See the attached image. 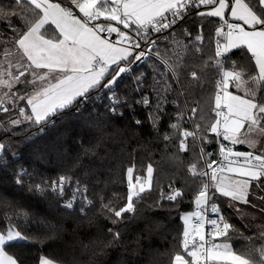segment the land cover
Masks as SVG:
<instances>
[{
  "label": "trees",
  "instance_id": "trees-1",
  "mask_svg": "<svg viewBox=\"0 0 264 264\" xmlns=\"http://www.w3.org/2000/svg\"><path fill=\"white\" fill-rule=\"evenodd\" d=\"M0 5L16 11L23 7L15 5L14 0H0ZM205 9H190L171 30L155 35L159 39L155 50L175 66L178 82L162 60L151 57L117 80L114 88L93 90L87 103L53 117L54 124H9L10 119L18 117L20 107L30 113L26 100L16 102L14 111L0 113V143L6 146L0 151V231L12 227L27 237L26 241L10 242L5 251L23 264H39L41 256L62 264H174L177 253L185 254L183 214L197 209L196 194L206 183V177L199 175L205 166L204 155L208 161L213 160L223 143L208 131L215 120L212 108L219 69L214 66L218 58L213 30L220 19L200 17L198 13ZM11 23L23 28L18 18H12ZM15 35L0 22V53L17 48L12 41ZM53 35L49 31L48 36ZM232 61L255 74L254 62L249 64L239 49L227 56L225 67L231 69ZM192 72L197 78L191 76ZM142 75V85H138L136 78ZM156 81L161 82L159 90L154 89ZM164 81L171 86L166 92ZM112 97L126 101L115 114L110 111ZM144 97L148 98L147 105L138 103ZM150 114L159 117L155 127ZM189 114L195 127L200 125L196 128L199 136H206L207 141L188 137L187 150L182 151L181 133L191 129ZM137 120L141 121L139 125ZM172 124L179 128L172 129ZM165 135L171 138L165 140ZM261 141L260 149L264 148V138ZM255 152L260 154L259 149ZM149 164L153 168L151 188L136 200L134 213H124L113 224L116 217L102 205L111 201L116 210L123 207L127 202V169L134 166L133 180L137 176L145 178ZM192 164H197L195 175L190 171ZM61 176L70 178L62 195L52 190V183ZM17 179L22 183L17 184ZM76 181L88 191L76 193L73 207L66 208V201L73 199L78 187ZM36 185H41L43 193L35 190ZM177 189L183 195L169 201L167 196ZM83 196L92 203H83ZM261 196L264 185L258 188L255 183L248 204L218 192L213 196L234 229L224 242L241 253L256 250L254 264H260L258 250L264 247V239L259 236L264 231ZM109 229L119 232V239Z\"/></svg>",
  "mask_w": 264,
  "mask_h": 264
},
{
  "label": "snow or ice",
  "instance_id": "snow-or-ice-1",
  "mask_svg": "<svg viewBox=\"0 0 264 264\" xmlns=\"http://www.w3.org/2000/svg\"><path fill=\"white\" fill-rule=\"evenodd\" d=\"M14 4L23 6L22 10L16 11L13 7L0 5V22L6 23L16 33L12 41L20 52V61L26 60L27 63L18 61L16 73L11 70L13 65L10 62L7 68L0 65V91L8 89L0 96V111H10L8 107H3L9 93L19 100H26L31 111L29 113L24 107H20L18 117L10 119L9 124L19 126L26 121L33 125H47L50 121L54 124L53 117L76 104L87 103L91 91L100 88L112 89L117 78L131 70L130 65L145 57L146 53L141 45H146L149 51L156 48L158 40L152 39L153 34H163L172 29L183 18V10L188 5H211L210 11H201L198 15L220 19L221 23L216 28L215 35L222 37L224 42L216 40L215 57L219 59L215 60L214 66L219 69L221 78L216 81L212 108L215 120L208 126V131L215 133L217 137L222 136L223 140L233 145L248 144L252 149L257 148L258 138H264V0H198V3L197 0H14ZM226 10L233 22L225 18ZM12 18L20 19L23 28L17 29L12 25ZM101 18L103 22H100ZM225 26L227 31L224 30ZM49 31L54 33L51 38L48 36ZM112 34H116L115 39L111 38ZM162 38L167 40L166 36ZM197 39L201 37L198 36ZM173 43L179 45L180 42ZM233 49H239L249 64L254 62L255 74L246 71L235 61L231 62V69L225 67V59L232 54ZM5 55H10L7 49ZM164 65L175 78V66L167 60ZM26 73L31 79H28ZM191 76L197 78V73L192 72ZM136 79L137 84L142 85L143 75ZM160 83L154 82L155 90H159ZM17 84H22L25 88L31 85L32 91L17 95L13 92V87ZM230 84L238 91L242 90L243 95L229 91ZM170 87L167 81L163 82V91H168ZM112 100L113 107L110 111L115 114L117 107L126 101L115 97ZM138 103L147 105L149 101L144 97ZM160 108L158 103L156 111L159 112ZM76 113L80 114V108L76 109ZM150 119L155 127L159 117L150 114ZM136 123L139 125L141 121L137 120ZM170 127L175 130L179 125L172 124ZM196 128L199 129L200 125L197 124ZM181 135L185 137L179 145L182 151L187 150L188 137L197 139L195 131L185 130ZM170 138L168 135L164 137L165 140ZM198 139L207 141L206 136ZM5 147L0 143V151ZM219 151L227 164L213 167L217 165L216 160L206 163L210 173L200 171L199 175L209 176V182L203 184L195 197L200 211L184 217L186 226L182 246L191 261L177 253L174 264H254L256 250L241 253L234 250L230 243L216 242L219 237L228 239L229 230L233 229L222 215L208 221L212 230L207 233L209 238H206L203 210L216 192L232 201L249 203L248 197L253 184L258 188L264 185V148L259 149L260 154L254 151L234 152L231 147L221 143ZM200 153H204L203 148ZM207 155L210 157L212 153ZM196 169L197 164H192L190 171L194 175ZM133 172L134 166L127 169L126 204L119 210L111 206V201L102 205L116 217L112 220L113 224L118 223L124 213L136 211V200L146 191L145 184L151 188V164L147 167L146 180L142 181L137 176L133 182ZM225 172L230 175H225ZM68 182L69 177L61 176L58 182L52 183L53 192L59 191L62 195L64 185ZM16 183L21 184L22 181L17 179ZM76 184L78 187L73 193V199L66 201V208L73 207L76 193L88 191L86 186H80L79 181ZM213 189L214 192L211 191ZM35 190L41 193L44 191L41 185H36ZM182 195L177 189L167 199L174 201ZM259 199L264 201V196ZM82 202L92 203L87 196H83ZM83 211L82 207L81 212ZM211 212H220L217 204L211 203ZM193 217L197 218L198 223L189 228V221ZM108 231L112 233V229ZM112 234L119 239V232ZM259 236L264 239V231ZM20 240L26 241L27 237L14 228L7 229L6 234L0 233V264H23L16 256L5 251L6 247L11 246L10 242ZM258 258L260 264H264V247L258 250ZM39 264L54 262L41 256Z\"/></svg>",
  "mask_w": 264,
  "mask_h": 264
},
{
  "label": "built area",
  "instance_id": "built-area-1",
  "mask_svg": "<svg viewBox=\"0 0 264 264\" xmlns=\"http://www.w3.org/2000/svg\"><path fill=\"white\" fill-rule=\"evenodd\" d=\"M197 3H198V0H197ZM207 7H212V6H211V5H207V6H206V5H200L199 7H196V6H194V5H188V6L183 10V12H184V14H186V13H188L189 10L192 9V8H207ZM77 11H78V10H77ZM183 17H184V15H183ZM225 18H226V19H229L230 22H233L229 14L226 15ZM182 19H183V18H182ZM182 19H180V20H182ZM180 20H179V21H180ZM179 21H178V22H179ZM220 23H221V22L219 21V23L217 24V26L214 28L213 33H214V39H215V42H216L217 39H219L220 42L223 43V42H224V41H223V38H222V37H217V36L215 35L216 28L220 26ZM177 24H178V23H177ZM177 24H176V25H177ZM119 27H121V29L124 30L122 25H119ZM170 30H171V29H170ZM224 30L227 31L226 26H225ZM168 31H169V30L165 31L164 33L168 32ZM164 33H163V34H164ZM130 34H134V33H130ZM155 35H157V34H153L152 39H156V40H158V42H159V39H158ZM161 35H162V34H161ZM111 38H112V39H115V38H116V34H112V37H111ZM157 44H158V43H157ZM141 47H142V50H144L145 53H146L145 57H144L142 60L137 61V62L133 63L132 65H130L131 70H130L129 72H126V73L121 74V76H120L119 78H117V80H119L120 78H122V77H124V76H128V75H130V74L133 72V70H134L135 68H137L138 66H140L141 64H143L144 62H146V61H147L149 58H151V57H156V58L162 60L163 62L165 61V59H164L159 53H157V51L155 50V48L152 49L151 51H149L146 45L142 44ZM218 59H219V58H218ZM227 69H228V68H227ZM175 78H176V80H177V77H175ZM220 78H221V77H220V74H219V78H218V80H219ZM116 82H117V81H116ZM115 86H116V83L113 85V88H114ZM212 113L215 115L214 112H212ZM189 123L191 124V129H185V130H187V131H189V132L195 131V132L197 133V140L199 141L200 139H198V138H199L200 136H199L198 130L196 129V127H195V125H194V121H193V118H192L191 114H189ZM185 130H183V131H185ZM182 138L185 139V137H183V136H182ZM217 138H218V141H223V144L227 145L228 147H231V148L233 149L234 152H237V151H238V152L252 151V150H250V149H245V148H243V147L240 146L239 144L233 145V144H231L229 141H225V140H223V137H222V136H221V137H217ZM213 160H216V161H217V165H214L213 167H217L218 165H226V164H227V162L224 161L223 157L220 155V151L218 152L217 156H216ZM211 161H212V160H211ZM211 161H208V160L206 159V156L204 155V163H205V166H204V169H203L202 171H208V172L210 173V170L206 168V163H210ZM205 177H206V183H208V182H209V176H205ZM58 181H59V180H57V181H55V182H58ZM211 191H212V190H211ZM58 192H59V191H58ZM64 192H65V185H64V191H63V193H64ZM59 193H60V192H59ZM210 195H211V193H210ZM211 203H215V204H217L218 207H219V203L214 199L213 196H211L210 203H209L208 205H206L205 208H204V210H203V211H204V217H205L204 232H205V234H206V238H209V237H207V233L210 232V231L212 230V227H211V225L208 223V221L211 220V219H218V217H219L220 215L223 216L221 210H220L219 213H212V212H211ZM219 209H220V207H219ZM197 211H200V209H198ZM223 217H224V216H223ZM224 218H225V217H224ZM225 221L228 222L226 219H225ZM196 223H198V220H197V218L193 217V219H192V226H194ZM228 223H229V222H228ZM192 226H191V227H192ZM230 230H231V229H230ZM230 230H229V233H230ZM228 235H229V234H228ZM189 239H191V235H190ZM216 242H217V243H223V242H224V237H219V238H217Z\"/></svg>",
  "mask_w": 264,
  "mask_h": 264
},
{
  "label": "rangeland",
  "instance_id": "rangeland-1",
  "mask_svg": "<svg viewBox=\"0 0 264 264\" xmlns=\"http://www.w3.org/2000/svg\"><path fill=\"white\" fill-rule=\"evenodd\" d=\"M211 8L212 7H207L206 9H205V12H207V11H210L211 10ZM229 11L228 10H226V15H228L229 13H228ZM226 17V16H225ZM18 50V49H17ZM3 52V51H2ZM1 54V53H0ZM18 61L20 62V63H27V61L25 60V61H20V52L19 51H16V52H13V53H11L10 55H8V56H6V55H2V56H0V65H2L3 66V68H7L8 67V65H9V62L13 65V67H12V71L14 72V73H16L17 72V68H16V65H17V63H18ZM21 70H23V69H21ZM26 76H28V79H31V76H29L27 73H26ZM21 79H24V78H21ZM22 86V84H19V88H16V86H18V84L17 85H14V87H13V92H15L17 95H22V94H24L25 92H28V93H30L31 91H32V86L31 85H28L27 86V88H25V90L26 91H24V89H23V87H21ZM31 88V89H30ZM179 88V87H178ZM179 90H180V88H179ZM8 91V89H3L2 91H0V94H2L3 95V92H7ZM229 91H232L234 94H237V95H243V91L242 90H237V89H235L231 84L229 85ZM180 94L182 95V98H184V96H183V90L182 91H180ZM11 96V97H10ZM17 100V98H16V96H13L12 94H10L9 93V98L8 99H6V101H8L6 104H7V106H8V108L10 109V107H9V105L8 104H10L11 105V109H10V111H14V104H13V100ZM17 102V101H16ZM12 105H14V106H12ZM16 108V107H15ZM0 113H5V112H0ZM14 115V114H13ZM16 115V114H15ZM214 115V114H213ZM215 116V115H214ZM15 118H17V117H15ZM14 119V118H13ZM253 138H256V137H253ZM259 139V143L257 144V148L256 149H254V150H258V149H260V147H261V145H262V141H261V138H258ZM244 148H247V147H249L248 146V144H241ZM256 154H258V153H256ZM225 175H230V174H228V173H224ZM146 178H147V176L145 177V178H141L142 179V181L143 180H146ZM133 182H135V180H133ZM151 183H152V178H151ZM145 188L146 189H148V186H147V184H145ZM213 192H214V189H213ZM197 207V206H196ZM197 210H198V208L197 209H195L194 211H190V212H186V213H184L183 214V220H184V217H185V215L186 214H192V213H195V212H197ZM184 223H185V221H184ZM186 226V225H185ZM189 228H191V226H192V219L189 221ZM12 228V227H11ZM15 229V228H14ZM16 231H18L17 229H15ZM0 233H2L1 231H0ZM22 236H24L23 234H22ZM49 260H52L53 262H54V264H62V263H60V262H58V261H56V260H53V259H50V258H48Z\"/></svg>",
  "mask_w": 264,
  "mask_h": 264
},
{
  "label": "crops",
  "instance_id": "crops-1",
  "mask_svg": "<svg viewBox=\"0 0 264 264\" xmlns=\"http://www.w3.org/2000/svg\"><path fill=\"white\" fill-rule=\"evenodd\" d=\"M52 2H60L59 0H52ZM229 13V12H228ZM230 15V14H229ZM100 22H103V18H101V21ZM112 23H115V22H112ZM49 38H51L50 36H49ZM240 146H242L241 144H239ZM243 147V146H242ZM244 148V147H243ZM246 149H250V150H252V151H254L255 152V150L254 149H252V148H250V147H247ZM256 153V152H255ZM6 231L7 230H5V231H1L2 233H5L6 234ZM223 243H227V242H223ZM184 256H185V259H188L189 261H191V258L190 257H188L187 255H186V253L184 254Z\"/></svg>",
  "mask_w": 264,
  "mask_h": 264
},
{
  "label": "flooded vegetation",
  "instance_id": "flooded-vegetation-1",
  "mask_svg": "<svg viewBox=\"0 0 264 264\" xmlns=\"http://www.w3.org/2000/svg\"><path fill=\"white\" fill-rule=\"evenodd\" d=\"M20 86H21V85H20ZM21 87H23L24 91H26L24 85H22ZM16 88H19V84H18V86H16ZM31 88H32V87H31ZM31 88H30V89H31ZM10 94H12V93H10ZM0 96H2V94H0ZM10 97H11V96H10ZM16 101L19 102V101H24V100H19V99L16 100V99H15V103H16ZM7 102H8V101L5 100V104L3 105V107H8L7 104H6ZM8 105H9V107H11L10 104H8ZM12 106H13V105H12ZM11 108H12V107H11ZM0 112H3V111H0Z\"/></svg>",
  "mask_w": 264,
  "mask_h": 264
},
{
  "label": "water",
  "instance_id": "water-1",
  "mask_svg": "<svg viewBox=\"0 0 264 264\" xmlns=\"http://www.w3.org/2000/svg\"><path fill=\"white\" fill-rule=\"evenodd\" d=\"M8 51L11 54L13 52H16L17 51V48H14L13 50H8ZM1 55H5V51L1 52ZM4 104H5V102H4Z\"/></svg>",
  "mask_w": 264,
  "mask_h": 264
}]
</instances>
